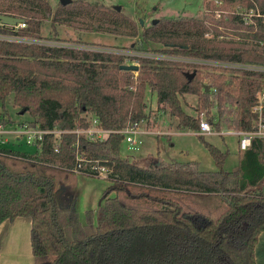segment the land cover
<instances>
[{
	"label": "trees",
	"instance_id": "16d2710c",
	"mask_svg": "<svg viewBox=\"0 0 264 264\" xmlns=\"http://www.w3.org/2000/svg\"><path fill=\"white\" fill-rule=\"evenodd\" d=\"M240 1L254 9L247 19L236 11L161 17L142 26L139 47L159 42L161 46L150 49L264 64V0ZM59 6L69 8L65 20L95 16L107 30L138 33L135 21L115 8L82 0ZM0 12L25 22L16 26L0 21V35L41 39L42 20L52 8L48 0H0ZM126 57L115 51L0 37V100L13 94V104L30 116L21 122L74 129L88 126L95 116L109 130L101 139L62 132L58 151L53 149L54 133L45 134L34 152L0 147V222L31 218L34 264H256L255 245L264 229L261 139L253 138L239 150L237 165L227 170L223 164L229 150L198 134L217 165L203 170L196 160L164 158L158 150L156 156H123L118 130L147 117L149 91L162 111L177 118L178 127L196 130L197 115L204 112L216 129L222 128L221 121L250 129L264 72L143 55L129 56L137 62L136 70L122 69ZM184 93L197 96L195 114L182 106ZM75 140L82 154L112 168L96 222L90 208L84 221L79 218L75 192L63 179L75 173ZM144 158L152 165L143 164Z\"/></svg>",
	"mask_w": 264,
	"mask_h": 264
},
{
	"label": "rangeland",
	"instance_id": "374dc122",
	"mask_svg": "<svg viewBox=\"0 0 264 264\" xmlns=\"http://www.w3.org/2000/svg\"><path fill=\"white\" fill-rule=\"evenodd\" d=\"M88 3L102 4L112 7L120 5V10L135 21L138 33H119L107 30L99 26V21L95 16L91 19L78 18L77 22L65 20L66 10L60 8V0H48L52 12L46 14L42 20L40 42L68 46H80L93 49L108 50L124 53L126 63H137L130 61L131 55H158L150 48L159 47L162 43L143 41V47H139L141 42V28L148 26L152 19L161 17L193 16L201 17L205 11H242L247 12L248 6L240 0H82ZM74 11V10H73ZM56 13L54 17L53 13ZM78 39V40H77ZM148 46V49L145 48ZM204 73V71H203ZM204 80H206L204 78ZM181 103L184 109L192 114L196 113L197 96L193 93L181 95ZM215 111V107H213ZM0 123L5 124V128H12L21 121L29 118V113L23 111L13 104V94L6 96L4 101L0 100ZM216 120V119H212ZM224 127V122L221 121ZM140 128L149 130L147 133L135 135L136 149H131L125 140L121 141L120 153L123 156L147 157L156 156L157 150L160 156L179 161L196 160L199 168L203 170H215L217 165L211 156L204 141L195 131L177 126V118L156 104L155 93L149 91L147 94V117L139 122ZM168 130L169 134H163L162 129ZM7 141H0V147L11 150H26L32 152L33 145L26 143L24 137L13 139L10 133L3 135ZM204 140L213 143L221 150H229L225 158L223 168L230 170L238 163L237 147L238 137L233 134H206ZM151 152V153H149ZM143 164L152 165L149 158H144ZM63 176V175H62ZM67 185H70L75 192V206L79 218L85 220V210H93V220L96 222L98 207L101 203L102 193L110 183V180L99 176L83 175L71 173L68 177H63ZM113 194V193H111Z\"/></svg>",
	"mask_w": 264,
	"mask_h": 264
},
{
	"label": "built area",
	"instance_id": "2783aa9c",
	"mask_svg": "<svg viewBox=\"0 0 264 264\" xmlns=\"http://www.w3.org/2000/svg\"><path fill=\"white\" fill-rule=\"evenodd\" d=\"M247 12L236 11L242 13L243 18L247 19L252 14H254L253 7H248ZM221 11L215 12L216 15H219ZM25 22L21 21L16 24V26H24ZM206 36H210V32L205 33ZM3 38H11V39H19L26 41H38V39L34 38H23L20 36H9V35H0ZM80 47V46H77ZM121 53V52H120ZM157 53V52H156ZM124 54V53H123ZM139 55V54H137ZM143 56H152L160 59H167L178 61L182 63H188L190 65H204L208 67H216V68H235V69H247V70H256L264 72V64L257 62H244L238 60H230V59H221V58H200L193 57L184 54H173V53H159L158 55H143ZM204 68V67H203ZM205 69V68H204ZM256 103L253 105L252 109L256 113L255 118L252 122V127L250 129H238L233 127L224 126L220 129H216L214 122L209 120L204 112H200L197 116L198 120V128L195 133L198 134H233L238 137V148L243 150L247 148L253 138H259L263 142L264 147V89H260L257 91L256 95ZM72 131L75 132L76 135H84L89 139H101L103 138L109 130L100 126L98 118L92 116L89 120V125L86 127H76L74 129H59V128H42L39 125L31 126L28 122H20L18 125L12 128H5L4 124L0 123V141H7V137L3 135L5 133H10L13 139H20L24 137L26 143L31 144L35 147V149L39 150L41 148V143L44 139L45 134L54 133V143L53 149L54 151H58L61 144V136L62 132ZM119 133H121L122 139L126 141L128 147L131 149H136L135 143V135L140 132L139 122L133 121L126 123L122 128H120ZM74 152H75V165L72 167V171L75 173L83 174V175H91V176H99L104 179H107L112 174V168L102 162L98 158L86 157L84 154L80 152L78 146V140L73 142Z\"/></svg>",
	"mask_w": 264,
	"mask_h": 264
},
{
	"label": "crops",
	"instance_id": "0c3cea01",
	"mask_svg": "<svg viewBox=\"0 0 264 264\" xmlns=\"http://www.w3.org/2000/svg\"><path fill=\"white\" fill-rule=\"evenodd\" d=\"M149 131L154 130L140 128L138 135ZM161 133L169 134L166 128L162 129ZM239 150L237 147L238 158ZM21 151L30 152L23 149ZM34 151L35 147L32 152ZM30 230L31 218L29 216L6 218L0 222V264H34ZM255 260L256 264H264V229L258 235L255 245Z\"/></svg>",
	"mask_w": 264,
	"mask_h": 264
},
{
	"label": "water",
	"instance_id": "95a60500",
	"mask_svg": "<svg viewBox=\"0 0 264 264\" xmlns=\"http://www.w3.org/2000/svg\"><path fill=\"white\" fill-rule=\"evenodd\" d=\"M71 0H60V2L62 4H66L68 2H70ZM113 8H115L116 10H120V5L119 4H115L113 6ZM157 19H152V22H156ZM0 21L4 24H10V25H16L18 22L24 21V19L22 17L16 16V15H12V14H8V13H1L0 12ZM120 68L122 69H129V70H136L138 68V64L137 63H121L119 65ZM195 71H192L189 75V77H192L194 75ZM203 87L205 90H209V85L208 84H203Z\"/></svg>",
	"mask_w": 264,
	"mask_h": 264
}]
</instances>
